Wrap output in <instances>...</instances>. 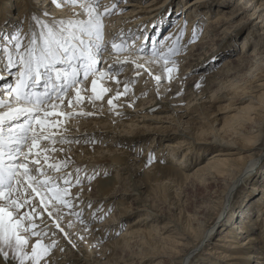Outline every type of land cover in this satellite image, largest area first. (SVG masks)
<instances>
[{
  "label": "rangeland",
  "instance_id": "1",
  "mask_svg": "<svg viewBox=\"0 0 264 264\" xmlns=\"http://www.w3.org/2000/svg\"><path fill=\"white\" fill-rule=\"evenodd\" d=\"M20 1L0 0V4H2L0 9V76H3L1 72H5L2 65L8 59L9 54L7 52L9 50L12 52L14 65L20 66L19 62H17V52L23 51L33 36L31 34L32 27L26 26L28 21L26 17L28 15L24 11L22 12ZM31 1V6H36L39 12L38 18L43 17V24H48L54 30H58L61 26H58L59 24L53 25L54 21L52 19L58 16L75 17V14L71 13L67 7L73 9L77 4L73 6L62 0H56V2H53V0ZM78 1H84L82 3L93 2V0ZM103 1L98 0L96 5V7L100 6V10L101 8L103 9L101 13L104 12V6H106V4H103L104 6L101 4ZM166 1L168 3L165 5ZM189 1L195 0H125L124 5L127 6L119 9L122 15H128L127 12H131L134 8H137L138 12H136L135 16H125L122 22L114 23L116 24L115 26L111 23L110 26L106 24V21L117 10L119 4L114 3V0H109V7L113 4L116 7L112 12L102 16L105 24H103V37L107 46L97 57V65L99 67L96 69L95 74H98L99 70L102 71L106 67L108 56L103 58L105 61H102L101 56L107 50L110 51L109 55H131L132 53L135 55L136 52L130 49H133L134 46V48H137L145 45L146 48L151 46V53L157 52L159 49L161 52L169 50L176 42L177 37H180L178 42L179 50L174 57L171 56L169 58V63L174 61L175 68H180V73H177L179 69L173 71L171 73L172 79L169 80V73L162 66L164 77L161 78L157 86L156 83H153L152 75L146 71L147 67H144L151 61L146 63L143 59L140 61V65H143V67L137 68V65L134 66V68L139 70L136 74L137 79L131 81L121 80L117 87L115 84L117 81H104L102 79L107 93H103L101 99H95L92 91H81V93H86V100L83 99L78 103L76 101L77 104L74 102L75 104L71 105L73 112L89 110L98 112L97 116L94 114V116L85 114L79 118L70 116L69 120L73 123L67 126L54 121L56 122L54 127L60 130H57L60 132L58 135L62 136L63 139L47 141H55L54 143H57V145L64 144L67 147H74L76 150L71 151V156L68 159H64L61 155L60 157L57 156V161L52 155L45 154L48 158L51 157L50 160L52 161L48 163L46 171L49 175H55V177H52L53 183L59 188L69 187L73 188V190L75 188L76 190L78 188V190H82L84 187L89 186L92 187V192L88 193V191H85L86 193L84 194L77 193L74 195L71 189L69 190L72 192L67 190L68 195L61 194L70 205L65 206L53 199L52 192L44 189L45 198L51 200V203L48 204V211L53 213L51 217L47 211H41L43 206L39 201V197L32 193L31 189H27V193L25 191L18 192L20 195L24 194L25 197L29 193L31 195L29 203L24 205L20 213L24 209L23 213L27 212V210L32 212L35 209V213H39V215L34 213L33 222L37 225L36 231L47 233V235L40 237L31 236L30 233H21L29 237L28 243L24 245L23 250L31 255V247L38 239L43 241L44 244H51L54 239L57 242L47 255L40 259L39 264L42 262H44L43 264H243L247 260H234L229 256V254H232L231 251H238L239 249L234 248L232 242L224 241L221 237L225 238L231 233L230 231L235 229V226H232L235 222L234 218L237 219V216H240V219H242L239 221H243L246 214L249 216L247 218L249 221L251 220V223L246 220L242 223L244 224V229L248 228L249 231L240 232L239 234V230L235 229L234 233L239 235L238 241L240 242L247 241L249 239L248 236L256 234L262 238V242L259 241L256 244L258 249L256 251H264V194L256 188L257 184L264 187V122L260 123V130L256 129L253 132L254 135H257L256 140L255 138H247L245 135H235L234 137V135L222 134L226 139L225 143L222 144L214 141L208 135L205 138L198 137L201 134L200 130L203 128L211 131L215 126L222 128L229 125L230 117L237 112V109H243L252 104L247 99L248 97L264 94V60L261 61L260 57L264 53H261V49L256 51L255 58L252 60L255 63L252 62L251 65L249 62L238 64L234 61L239 54L245 58L252 56V42L258 39L260 35L264 38V24L259 21L264 16V12L250 16L257 9V7L254 8L252 5L250 7L252 9L232 18L228 25L229 27L225 30L220 29L218 30L219 32H214L215 36L219 34L212 44L202 49L195 46L197 48L194 47V52H196L194 56L183 63H179L175 60V57L180 55L183 46H185L186 53H188L192 46L199 43L208 25V19H213L211 17H214L216 12L220 10L216 8V3L220 0H209L208 2L211 3L210 8L200 5L199 8L203 9L205 13L199 9L200 15L194 18L195 16L193 15L196 11L191 12L192 20L196 19L193 22L191 33H188L190 23L183 22L180 29L176 33H172L169 42L166 43L167 34H169L168 29L175 24L178 26L182 22L184 12L189 7H185V4ZM237 1L239 2V0H230L227 6L242 10L246 6V2L238 4ZM5 3L6 6L4 5ZM144 8L146 9L144 10ZM181 9L184 10L182 14ZM205 9L208 11L206 12ZM2 10L5 11L4 14ZM120 13L119 15H121ZM187 14L188 12L186 13V21L188 19ZM201 15L202 19L197 21ZM171 16L172 18L169 19ZM135 17L150 19L129 25V22H133ZM85 18V16H82L83 20ZM160 18H165L166 22ZM158 20H162L159 27L155 25ZM36 23L33 21L30 25L35 26L34 35L39 44V33L42 30L46 31V29L41 28L42 23L38 25ZM64 26L68 28L70 25L65 24ZM141 26L144 31L148 27H152V29H157L160 33L157 36H152L151 34L152 37L146 39V41L142 40L140 38L142 35L134 33L140 30ZM74 28L77 29V27ZM77 31L79 30L77 29ZM122 31L125 33H121ZM130 31L133 32L131 33ZM68 33L69 31L66 29L64 35L67 36ZM119 33L121 35L117 36ZM17 34H19V42L21 43L19 50L15 46L17 41L13 39ZM75 35L79 36V33ZM85 36L83 35V38ZM124 36L127 37L125 38ZM114 38L117 44L121 43V41L124 42V51L118 53L113 50L112 42ZM135 39H138L136 43L132 41ZM150 39H155L154 43ZM171 42L173 44L169 46ZM138 43L141 44L138 45ZM242 44L244 52H240ZM162 47L165 48L161 50ZM7 48L8 51H6ZM151 53L142 49L140 54H146V56L151 57ZM228 60H230L229 64L233 65L232 67L230 66V69L232 68L231 70L237 73L231 74L230 78L237 84L243 82V72L249 68L252 69L254 74H258L248 86L246 95L239 96L234 94L228 88L231 81L227 82V78L222 81L220 80L221 78L210 81L209 73L219 70ZM14 65L11 70L17 72L19 67L14 70ZM125 68L111 67L107 73L118 80V77L125 73ZM151 68L153 69V66ZM150 72H152L151 69ZM173 73H175V76ZM95 74L89 76L86 80L80 81V83L87 82ZM6 82H3V86L8 85ZM80 83L71 87L66 93L69 94L76 87L79 88ZM139 84L144 93L136 95V87ZM125 85L128 86L126 94H124L125 91L121 92L122 87ZM116 88L121 93L118 97L115 93ZM131 92L135 94L131 96ZM63 96L60 97L62 98ZM1 97L2 95H0V101H2ZM89 97L93 98L89 99ZM110 99L113 100L111 105L108 103ZM21 104L18 103L17 105L22 107ZM31 119L32 124H34L35 119ZM24 120L19 119V121ZM25 121L27 122V120ZM71 124L73 126H70ZM6 125L7 127L10 126L9 124ZM20 125H23L22 122H20ZM65 127L72 131L76 130V132L69 133V131L65 133ZM9 131L8 135L13 139L12 133H19V129L17 131ZM14 135L18 136V134ZM248 136L252 137V134ZM70 137L82 139L73 141ZM3 139L7 142L6 144L9 143V139ZM47 141L38 140L40 147L36 151L39 152L44 149L46 145L43 146L42 143ZM27 145L25 142L20 145L19 150L21 153L29 152H26ZM239 147L244 150H240L238 153ZM83 149L85 150L84 154ZM219 149H225L227 153H238L226 155L228 158L233 159V162L237 165L252 159L253 164L256 163L258 172L254 176L249 175L239 182L237 180L234 187L232 186L237 176L236 172L229 176H218L211 173H209L210 175H201L203 172L197 169L203 167L207 162L213 161L209 159ZM124 151L129 153L125 154L123 153ZM53 153L60 154V151L55 149ZM61 154H64V152ZM6 155L8 154L6 153ZM14 155L16 158H20L18 162L22 160L21 157L23 155L17 152ZM80 155L83 157L81 158ZM33 156L37 157L36 154H33ZM42 158V156L37 157L39 160ZM141 163L145 164V166L142 167ZM50 164L59 165V169L49 167ZM153 165H164L167 168L151 169L150 167ZM56 170L57 172H55ZM59 173H61V177L56 176ZM30 175L35 176L32 170ZM65 180L69 181V183L65 184ZM81 186H83L82 189ZM103 189H109V192L114 195L102 199L104 195L107 196V194L103 193ZM228 189H232L233 192L230 194ZM105 200L109 201L106 202ZM232 212L233 216L231 215ZM14 217L18 218L17 214ZM138 217L144 218V223L141 222L138 225L155 231L156 236L151 241L147 240L146 244L141 241V236L130 239L132 246L129 249L124 246H111L115 241H120L121 237L128 231L130 225L137 221ZM260 218L262 219L261 221ZM57 219L60 226L64 229L63 232L56 227ZM109 219L113 220L111 221L112 225L99 227V224L110 221ZM24 223L29 222L25 221ZM190 223L191 226L189 227ZM95 225H98V227L92 229ZM167 226L172 228V230L177 228L185 236L180 237L169 235L168 232L165 233L164 228ZM82 228H91L92 230L86 232ZM50 229L51 232H49ZM97 230L101 233L97 232ZM49 237L52 238V241H50ZM64 237L65 239H63ZM2 244L0 243V247L3 250L5 249L4 251L8 253V257L5 259L3 253H0V264H20L14 249ZM251 251L252 248H249L246 252ZM226 253L228 255H225ZM257 260L253 259L251 263L256 264ZM24 264H32V261L25 260Z\"/></svg>",
  "mask_w": 264,
  "mask_h": 264
},
{
  "label": "bare ground",
  "instance_id": "2",
  "mask_svg": "<svg viewBox=\"0 0 264 264\" xmlns=\"http://www.w3.org/2000/svg\"><path fill=\"white\" fill-rule=\"evenodd\" d=\"M30 1L31 0H21L20 1V4H21V7H22V12L24 11V13H26V15H28V17H26L27 18V27H32L31 28V34H34L35 32L34 31H36V29L34 30V28H35V26L34 25H30V23H33V21H35V22H37V19L40 21V23H44V21H43V17L42 18H38L39 17V12L37 11V9H36V6L35 7H32L31 6V3H30ZM61 1V0H60ZM62 1H64V0H62ZM209 0H195V1H189V2H187L186 4H185V7H188L187 8V10L184 12V10L183 9H181V14L184 12V19L182 20V22L177 26V24H175V25H173L171 28H169L168 29V32H169V34H167L168 36H167V39H166V43H168L169 42V38H170V35L172 34V33H176L179 29H180V27H181V24L183 23V22H189L190 24H189V30H188V33H191V31L193 30V28H192V25H193V22L196 20H192V17L190 16V14H191V12L192 11H196V13L193 15V16H195L194 18H196L197 16H199L200 15V13L201 12H199L200 10H203V9H200L199 8V6L200 5H203V6H205L206 8H210V5H211V3H209L208 2ZM228 1H230V0H220L218 3H216V8H219L220 10H218V12H216V14H215V16L214 17H211V18H213V19H208V25H207V27L205 28V31L203 32V35H202V38H201V41L199 42V43H197V44H195L194 46H192L189 50L190 51H188V53H186V50H185V46H183V48H182V51H180L181 53H180V55L179 56H177V57H175V60H177V62H179V63H183V62H185L186 60H189L192 56H194V53H196V52H194V47L195 46H197V47H199V48H204L205 46L207 47L208 45H210V44H212V42H214L215 40H216V37H218V34L215 36L214 35V32H216L217 33V31L218 30H220V29H222V30H225L227 27H229L228 25H229V23L231 22V20H232V18H235V17H237L238 15H240L241 13H244V12H246V11H248V10H250V9H252V8H250L252 5H253V7L254 8H256L257 7V9H255V11H254V13H252V14H250V16L252 15H255L256 13H257V15H259V14H261V13H263L264 12V0H239V2H238V4H241V3H243V2H246V6L242 9V10H238L237 8H232V7H228L227 6V4H228ZM32 2V1H31ZM82 2H84V1H78V3H77V5L75 6V8H73V9H71V7H67V9L71 12V13H73V14H75V17L74 16H69V17H61V16H58L57 18H54V19H52L54 22H53V25H56V24H59L58 26H61V27H63V28H65V29H67V31H69V32H72V33H74V34H77V33H79V36L80 35H82L81 34V31H80V28L79 27H77V29L79 30V31H77V29L76 28H74V27H71V26H69L68 28L66 27V26H64L65 24H69L70 25V23L69 22H72V24H75V22L76 21H86L87 19H88V13H87V11L85 10V9H83V8H81L80 7V4H82ZM108 2H109V0H104L103 1V3H101L102 5L103 4H106V6H104L105 8L107 7V8H110L111 9V12H112V10L114 9V8H111V7H109V4H108ZM111 2V1H110ZM114 3H118L119 5L117 6V10L116 11H114L113 13H112V16L110 17V18H108L107 20L108 21H106V24H108V25H110L111 23L113 24V26H115L116 24H114V23H117V22H122V19H123V17H125V16H129V15H134L135 16V14H136V12H138L136 9L137 8H134V9H132L131 10V12L130 11H128L127 13H128V15L127 14H121L120 12V8H123V7H125V6H127V5H124L125 4V0H121V1H119L118 2V0H114ZM168 2L166 1L165 2V5L167 4ZM5 6H6V3L4 4ZM64 5H67V4H64ZM102 5H101V7H102ZM164 5V6H165ZM183 5V4H182ZM63 6V5H62ZM163 6V7H164ZM1 7H2V4H0V9H1ZM100 7V6H99ZM98 6H97V10L99 11V12H101V10H103L102 8H101V10H100V8H99ZM184 7V8H185ZM66 9V10H67ZM146 8H144V10H145ZM200 9V10H199ZM206 10V9H205ZM226 10V11H225ZM189 11H190V13H189ZM204 11V10H203ZM208 10H206V12H207ZM2 12H3V14L5 13V11L4 10H2ZM188 12V16H187V21H186V13ZM119 13L121 14V15H119ZM204 13H205V11H204ZM44 14V13H43ZM77 14V15H76ZM167 15V14H166ZM82 16H85L86 18L83 20L82 19ZM172 18V16L171 17H169V19H171ZM182 18H183V15H182ZM44 19H45V17H44ZM47 19V18H46ZM69 19H71V20H69ZM135 20L133 21V22H129L130 24L129 25H131L132 23H140V22H142V21H145V20H148V19H150V18H138V17H135L134 18ZM160 19H163V21H165L166 22V20H165V18H160ZM202 19V15H201V17H199L198 18V20L197 21H199V20H201ZM234 20V19H233ZM60 21H63L64 23H63V25H61L60 24ZM103 21V20H102ZM170 21V20H169ZM260 22H261V24H264V16L262 17V18H260V20H259ZM162 23V20L160 21V20H158L157 22H156V26H160V24ZM201 23V22H200ZM37 25L39 24L38 22L36 23ZM35 24V25H36ZM51 24V23H50ZM104 24V23H103ZM128 24V23H127ZM105 25V24H104ZM121 25H123V24H121ZM111 26V25H110ZM126 27H127V25H126ZM223 27V28H222ZM113 28V27H112ZM60 29V28H59ZM135 29V28H134ZM140 30H138L137 32H134L135 34L137 33V35H142V37H140V38H142V40H145L146 41V39H148V38H150V37H152V36H157V35H159V31L157 30V29H152V27H148V29L147 30H142V26L139 28ZM182 30V29H181ZM196 31V30H195ZM1 32H2V30H1ZM4 32V31H3ZM129 32V31H128ZM131 33L133 32V31H130ZM219 32V31H218ZM26 33V32H25ZM121 33H125L124 31H122ZM121 33H119L117 36H119V35H121ZM40 34V33H39ZM151 34H152V36H151ZM2 35V34H1ZM10 35V34H9ZM112 35V34H111ZM188 36H190V34H188ZM188 36H187V38H188ZM215 36V37H214ZM125 38L127 37V36H124ZM212 37H214L213 39H212ZM139 38V37H138ZM40 39V38H39ZM85 41L87 42V40H88V37L87 36H85ZM156 39V38H155ZM155 39H150L151 41H153V43H154V41H155ZM138 39H135V40H132L133 42H135L136 43V41H137ZM186 40V39H185ZM40 41V40H39ZM3 42V41H2ZM139 42V41H138ZM148 42V41H147ZM174 42V41H173ZM6 43V42H5ZM253 43V50H252V56H250L249 58H245V57H242V55L241 54H239L236 58H235V60L234 61H236L238 64H242V63H246V62H249L250 63V65L252 64V60H254V56L256 55V51L257 50H259V49H261V53H264V38L262 37V35H260V36H258V39H256L255 41H253L252 42ZM141 43H138V45H140ZM143 44V43H142ZM173 43L171 42V43H169V46H171ZM136 45V44H135ZM148 45V44H147ZM157 45H159V44H157ZM164 45V44H163ZM174 45V44H173ZM105 46H107V44L105 43ZM168 46V45H167ZM181 46V45H180ZM135 47V46H134ZM133 47V49H130V50H133L134 52H136V54L134 55V53H132L131 55H120V54H111V55H109V52L110 51H108L107 50V52L104 54V55H102L101 57H102V61H105V59L103 60V58H105L106 56H108L107 57V64L105 65L106 67L102 70V71H100L99 70V73L100 72H103V73H105V75L103 76V78H98V77H100V75H99V73L98 74H95L93 77H91L89 80H87V82H85V83H80V89H81V91L83 92V91H92V81H93V79H96L97 80V82H98V87L99 86H103L104 87V85H103V83H104V81L106 80H112V81H117V82H115V84H116V87L118 86V84H119V82L121 81V80H124V81H131V80H135V79H137V72L139 71V70H137L136 68H134V66H136L137 64H140V61H142L143 59L146 61V63H148V62H150L151 61V63H149L148 65H146V66H144V67H147L146 69V71L148 72V73H150L151 75H152V77H153V83H156V85L158 86V82L154 79V77L155 76H160L161 78L162 77H164V70H162V68L163 69H165V67H168V68H172V67H176V65H173L172 63H168L167 64V66H165V64H164V61H163V59H161L160 58V53H167L168 52V49L167 50H163L165 47H162L161 48V50H163V51H161L160 52V49H159V51H157L156 53H157V55H153V52L151 53V46H149V48H146V46L144 45V46H139V47H137V48H134ZM158 47V46H157ZM171 47H173V46H171ZM179 47V46H178ZM197 47H195V48H197ZM105 48V47H104ZM103 48V49H104ZM153 48H154V46H153ZM198 48V49H199ZM102 49V50H103ZM142 49H145V50H148L149 51V53H151V57L149 56H146V54L145 55H142V54H140L141 53V50ZM240 49H241V51L240 52H244L243 50V44L241 45V47H240ZM101 50V51H102ZM129 50V51H130ZM4 51V50H3ZM7 51H8V48H7ZM132 51V52H133ZM199 51V50H198ZM197 51V52H198ZM128 52V51H127ZM239 52V53H240ZM1 53V52H0ZM3 53V52H2ZM11 54V56L13 57V55H12V52L9 50L8 52H7V54ZM119 53V52H118ZM129 53V52H128ZM5 54V53H4ZM100 55V54H99ZM98 55V56H99ZM198 55V54H197ZM196 55V56H197ZM204 55V54H203ZM97 56V57H98ZM172 57H174V55L172 56ZM198 57V56H197ZM196 57V58H197ZM205 57V56H204ZM261 57V61H263L264 60V54L262 55V56H260ZM259 57V58H260ZM194 59V58H193ZM196 60V59H195ZM6 61H8V59L6 60ZM133 61H135V62H133ZM5 62V61H4ZM3 62V63H4ZM153 62V63H152ZM193 62V61H192ZM191 62V63H192ZM231 62H233V61H231ZM230 60H228L227 62H225L224 64H223V67H221L219 70H217V71H215V72H211V73H209V75H208V77H209V79H210V81H215V80H217L218 78H221L220 80L222 81V80H224V79H226L227 78V82H229V81H231L230 83H229V85H228V88L230 89V90H232V92L234 93V94H236V95H246L247 93H248V86L253 82V80L255 79V77L258 75V74H254L253 73V71H252V69L251 68H249V69H247V70H245V72H243V82L241 83V84H237V83H235V81L233 82L232 81V79L230 78V76H231V74H235L236 73V71L234 72L233 70H231L230 69ZM253 63H255V62H253ZM150 66V67H149ZM153 66V69L151 68ZM163 66V67H162ZM233 66V65H232ZM231 66V67H232ZM111 67H113V68H121V67H126L125 69V73L121 76V77H118V80H117V78H112V76H109V74L107 73L108 71H110V68ZM162 67V68H161ZM235 67V66H234ZM248 67V66H247ZM138 68V67H137ZM241 68V67H240ZM150 69L152 70V72H150ZM176 69H179V70H177V73H180V68H176ZM234 69V68H233ZM239 69V68H238ZM44 70V69H43ZM137 70V71H136ZM241 71V70H240ZM156 72H157V74H156ZM238 72V71H237ZM242 73V72H241ZM1 74L3 75V76H0V91L2 92V97H1V100L3 101H5V100H7V102H5V103H3V105H1V110H0V113H5V112H8V110H9V108H16V107H20L19 105H17L18 104V102L17 101H13L12 99H10L9 98V96H8V90H6V92H5V90L4 89H2L1 90V87L3 86V82H6V81H8V79H10V76L9 75H6L5 74V72L4 73H2L1 72ZM237 74V73H236ZM91 75H93V74H91ZM90 75V76H91ZM173 75L175 76V73H173ZM182 76V75H181ZM233 76V75H232ZM239 76H241V75H239ZM235 77V76H234ZM98 78V79H97ZM228 78H230V79H228ZM102 79H104V81H102ZM152 80V79H151ZM80 81H83V80H80ZM151 82V81H150ZM224 82H226V81H224ZM78 87H76L75 88V90L73 91V92H71V93H66V94H64V96L61 98H59V99H56V100H50V101H47V102H45L44 103V105H42V107L44 108V111H41V112H39L38 114L37 113H31V114H21V115H19L17 118H15V119H12V120H6L5 122H4V124H3V127H5V125L6 124H9L10 126L7 128V130H6V132H3V138H6V137H4L5 135H7L10 131L9 130H13V131H17L18 129H19V127L21 126L20 125V122H22V124L26 127L27 126V124L26 123H28V119H31V118H33L34 116H38L40 119H44V120H46V121H48L49 122V124H48V126L46 127V129L44 130V135H46V136H49L50 138L49 139H39L40 141L41 140H44V141H47V140H51V139H54V140H62L63 139V137L62 136H59L58 135V133H60V132H58V131H60V130H58L56 127H54V125L56 124V122H54V121H58V122H60V123H62V125L64 126V125H69L70 123H73L72 121H70L69 120V117L70 116H77L78 118L79 117H81V116H83V115H85V114H89V116H94V115H96L97 116V114H98V112L96 113V112H91V111H89V110H87V111H83V112H76L75 110V112H73L72 111V107H71V105H73V104H75L76 103V89H77ZM105 88V87H104ZM73 90V89H72ZM125 91V86H123L122 87V90H121V92H124ZM107 93V91L106 92H104V94H106ZM116 95H117V93H118V89L116 88ZM144 93V90L141 88V85L139 84L137 87H136V95H138V94H143ZM133 94H135L134 92L132 93L131 92V96L133 95ZM85 95H86V93H81V96L82 97H84L83 99L84 100H86L85 99ZM93 96H94V94H93ZM106 96V95H105ZM82 99V100H83ZM247 99H249L250 100V103L252 102V104L250 105V106H248V107H246V108H243V109H237V112H235L234 114H232L231 115V117H230V124L229 125H226V126H224V127H222V128H217L216 126L213 128V130H209V129H205V128H203V129H201L200 130V132H201V134L198 136L199 138H205L206 137V135H208V136H210V138H212L214 141H217V142H221L222 144H224L225 143V141H226V139L222 136V134H227V135H229V136H233L234 135V137H235V135H241V136H243V135H245V136H247V138H252V139H254L255 138V140L257 139V135H254L253 134V132L257 129H259L260 130V123H263L264 122V94H262V95H253V96H250V97H248ZM72 101V104L71 105H69V101ZM61 101H63V102H61ZM75 102V103H74ZM129 102V101H128ZM140 102V101H139ZM53 104H55L56 105V107H53L52 105ZM77 104V103H76ZM24 104H21V106H23ZM28 107H31V105H28ZM45 112H48V113H55V114H52V115H48V116H45ZM60 113H73L72 115H60ZM91 114V115H90ZM94 114V115H93ZM19 117H21V118H19ZM19 119H25V120H27V122L24 120V121H19ZM77 123H80V122H77ZM22 125V126H23ZM80 125V124H79ZM31 126H32V128L33 129H35V130H37V131H39L40 130V125L39 124H37L36 123V121H35V123L34 124H32L31 123ZM70 126H73L72 124L70 125ZM7 127V126H6ZM53 128V129H52ZM55 128V129H54ZM4 129V128H3ZM58 130V131H57ZM70 131V132H69ZM62 132H64V131H62ZM66 132H69V133H75L76 132V130L75 131H72L71 129H69V128H66L65 127V133ZM250 134H252V137H250V136H248V135H250ZM27 135H29V139H31V136H32V132L31 131H29L28 133H27ZM13 136H15L14 137V139H16L17 137H16V135H13ZM73 141H75V140H78V139H82V138H73V137H70ZM28 139V142H25V143H27L28 145H27V151L26 152H28L29 151V148H30V146L32 145V141L31 140H29ZM69 139V138H68ZM68 141V140H67ZM55 141H53V142H45V143H42L43 144V146H45V148L44 149H41L40 151H39V153H40V155H39V157H43L40 161V165H35V164H33L32 163V161L33 160H35V159H37V157L35 158L34 156H33V154H37V151H36V149H37V147H33L32 148V150L34 151H31V155H29L28 156V167H29V169H31L32 170V172H33V174H35V177L37 176L39 179H40V177H42V179L44 178V176H49V177H55V175L54 174H50L49 175V173L46 171L47 170V168H48V163H50V162H52L50 159H51V157L50 158H48V161H47V163H45V161H44V156H45V154H48V155H52L53 156V158L55 157V160H56V158H57V156H59L60 157V155L61 156H63L64 157V159H68V157H70L71 156V151H75L76 149H74V147H67V146H65L64 144H61V145H57V143H54ZM7 142H5L4 141V139H3V147L4 148H7V149H9L10 147V145L11 146H13L14 148H13V155L16 153V149L18 148V146L19 145H21V144H23L24 143V141H21L19 144H6ZM30 143H31V145H30ZM37 143H38V141H37ZM182 144V143H181ZM69 146V145H68ZM39 147H40V144H39ZM96 148V147H95ZM52 149H57L58 151H60V154H55V153H53V150ZM92 149V148H91ZM46 150V151H45ZM79 150H81V149H79ZM84 150V149H83ZM240 150H244V149H242L241 147H239V150H238V153L240 152ZM51 151V152H50ZM86 151H88V150H86ZM202 151V150H201ZM201 151H199V152H201ZM64 152V154H61V153H63ZM43 153H44V155H43ZM85 153V150H84V152H83V154ZM123 153H125V154H128L129 152L128 151H124ZM238 153H227L226 152V150L225 149H219V150H217L216 152H214L213 153V155L210 157L211 159H209V160H213V161H209V162H207V164H205L203 167H201V168H198L197 170L198 171H200V172H203V174H201V175H204V174H206V175H208L209 173H211V174H215V175H218V176H222V175H224V176H229L230 174H233L234 172H236L237 173V176H236V179H235V182H234V184H233V186L232 187H234L235 186V184H236V181L238 180V182L239 181H241L242 179L244 180L247 176H254L255 175V173L256 172H258V170H257V167H256V163H254L253 164V160L252 159H248V160H246L244 163H242L241 165H237L235 162H233V159H230V158H228L226 155H229V154H238ZM5 155H4V158L6 157L7 159H8V155H6V153H4ZM81 156V158L83 157L82 155H80ZM89 156V155H88ZM85 157H87V156H85ZM93 158H94V156H92ZM5 158V159H6ZM22 158V160H20V162H18L19 161V157H17V159H15L16 160V162L15 161H11V162H15V164H18V163H24V156H22L21 157ZM73 159V158H72ZM99 159V158H98ZM237 159V158H236ZM235 159V160H236ZM9 160V159H8ZM60 161H61V159H59ZM80 160V159H79ZM82 160H84V159H82ZM81 160V161H82ZM57 161V160H56ZM63 161V160H62ZM42 163V164H41ZM43 163H45V164H43ZM235 164V165H234ZM62 165V164H61ZM142 167H144L145 166V164H143V163H141L140 164ZM42 166V167H41ZM237 166V167H236ZM37 168H39L40 169V172H42L43 174H44V176H41L40 175V173H38L37 171H36V169ZM151 169H157V168H167L166 166H164V165H162V166H160V165H153V166H151L150 167ZM20 171H22V170H20ZM55 172H57V170L55 171ZM61 172V171H60ZM64 172V171H63ZM52 173V172H51ZM48 174V175H47ZM60 174L61 173H59V175L58 174H56V176L58 177V176H60ZM210 175V174H209ZM56 177V178H57ZM61 177V176H60ZM77 177V176H76ZM73 178V177H72ZM59 179V178H58ZM55 181V180H54ZM263 185H259V184H257V186H256V188H257V190H261L262 192H263V194H264V187H262ZM82 187L83 186H81V189H82ZM88 187V189H86ZM86 188L84 187L82 190H76V188L73 190V188L71 189V188H67V187H60L61 189H67V190H69V189H71L72 191H73V194L75 195V194H84V193H86L87 191H88V193H90V191H91V188L92 187H89V186H87ZM71 190H69V192L71 191ZM102 190V189H101ZM230 190V194L233 192V190L232 189H228V191ZM30 191V190H29ZM71 191V192H72ZM86 191V192H85ZM20 193L21 192H24V188H21V190L19 191ZM50 192V191H49ZM92 192V191H91ZM103 193H105V194H107V196L106 195H104V197H102V199H105V198H107L108 196H113L114 194H112L111 192H109V189H103ZM30 194V193H29ZM62 194V193H61ZM69 194H71V193H69ZM18 195V196H17ZM36 195V194H35ZM68 195V194H67ZM73 195V196H74ZM24 196V197H23ZM70 196H72V195H70ZM37 197H39V201H40V196H37ZM96 197V196H95ZM13 198H27V197H25V195L24 194H22V195H20L19 193H13ZM33 199V198H32ZM77 199V198H76ZM78 199H80L79 197H78ZM71 201V200H70ZM87 201H89V200H87ZM106 202H108L109 200H105ZM35 202V201H34ZM95 202V201H94ZM6 203V201H4V200H0V205H2V204H5ZM101 203V202H100ZM110 203V202H109ZM108 203V204H109ZM54 204V203H53ZM94 204V203H93ZM36 206V205H35ZM43 206V205H42ZM50 206V205H49ZM23 208V207H22ZM22 208H20V209H18V210H13L14 211V215L15 214H17V216H18V218H19V216H21V215H23L24 213V210H22L23 212L22 213H20V210L22 209ZM38 208V207H37ZM43 208V207H42ZM97 208V207H96ZM249 208V207H248ZM98 209H99V207H98ZM62 210V209H61ZM78 210V209H77ZM76 210V211H77ZM41 211H43V210H41ZM96 211H98V210H96ZM17 212V213H16ZM27 212H28V210H27ZM43 213V212H42ZM69 213V212H68ZM243 213V212H242ZM245 213V212H244ZM80 215V214H79ZM231 215L233 216V212L231 213ZM240 215H242V214H240ZM42 217H44L43 215H41ZM119 216V215H118ZM262 216V215H261ZM120 217V216H119ZM247 217H249L247 214H246V216H244V219H243V221L244 220H246V221H248L249 223H251V220L249 221V219L247 218ZM44 218H46V217H44ZM115 218V217H114ZM85 219V218H84ZM113 219V218H112ZM118 219V218H117ZM235 219V222L233 223L234 225H232V226H235V229H238L239 230V234H240V232H247V231H249V229L248 228H245L244 229V224L242 223L243 221H239V220H241L240 219V216H237V219L236 218H234ZM54 220V219H53ZM110 220V219H109ZM258 220H259V218H258ZM262 219L260 218V221H261ZM76 221V220H75ZM107 221V220H106ZM111 221H113V220H110V221H107V222H105V223H103V224H99V227H109L110 225H112L111 223ZM233 221V220H232ZM141 222L142 223H144V218H142V217H138V219H137V221H135V223L134 224H131L130 225V228L128 229V231L123 235V237H121V239H120V241H115L111 246H115V247H120V246H124V247H126V248H130L132 245V243H131V240L130 239H133V238H135V237H140L141 236V241L142 242H144L145 244L147 243V240H149V241H151L153 238H154V236H156L155 235V231H152V230H150L149 228H145L144 226H142V225H138V224H141ZM253 222V221H252ZM45 223H46V221H45ZM83 223V222H82ZM116 223V222H115ZM114 223V224H115ZM28 223H26V225H27ZM110 224V225H109ZM228 225V224H227ZM191 226V223H190V225H189V227ZM98 227V225H95L92 229H94V228H97ZM112 227V226H111ZM222 227V226H221ZM45 228V227H44ZM48 228V227H47ZM50 228V227H49ZM91 228H87V229H84V228H82V230L83 231H89V230H92ZM134 228H137V229H134ZM166 228H168V229H166ZM166 228H164V230H165V233H169V235H177V236H180V237H184L185 235L184 234H182V233H180L178 230H177V228H175V229H173L172 230V228H170L169 226H167ZM220 228V227H219ZM134 229V230H133ZM223 229V228H222ZM234 229V230H235ZM47 230V229H46ZM96 230V229H95ZM100 230V229H99ZM99 230H97V232L99 231ZM111 230V229H110ZM234 230H232V231H230L231 233H229V235L228 236H225V238H223V237H221L222 238V240H224V241H227V242H232V246L234 247V248H237V249H239L238 251H231V253L232 254H229V256L231 257V258H233L234 260H247V262L246 263H243V264H253V263H251V260H253V259H258L257 260V263L256 264H264V255H263V253H264V251L262 252V251H256V250H258L257 249V243H259V241H261L262 242V238L261 237H259V236H257L256 234H252V235H250V236H248L249 237V239L247 240V241H243V242H240V241H238V238H240L239 237V235H236V233H234ZM241 230V231H240ZM44 231H45V229H44ZM48 231V230H47ZM101 231H102V229H101ZM236 231V230H235ZM49 232H51V229L49 230ZM96 232V233H97ZM164 232V231H163ZM163 232H162V234H163ZM99 233H101L100 231H99ZM105 233V232H104ZM124 233V232H123ZM28 234V233H27ZM53 234V233H52ZM30 235V234H29ZM101 235V234H100ZM109 235V234H108ZM94 237H95V235H94ZM204 237V236H203ZM50 238V237H49ZM68 238V237H67ZM67 238H66V240H67ZM52 238H50V241H52L51 240ZM54 239V238H53ZM63 239H65V237L63 238ZM201 239H203V238H201ZM55 240V239H54ZM57 240H58V238H57ZM205 240V239H204ZM203 240V241H204ZM61 241V240H60ZM64 241V240H63ZM34 242V241H33ZM90 242H91V239H90ZM42 243H43V241H42ZM35 244V243H34ZM33 244V245H34ZM47 244V243H46ZM67 244V243H66ZM3 245V244H2ZM32 245V246H33ZM110 246V247H111ZM5 248H6V246H4ZM109 247V246H108ZM256 247V248H255ZM260 247V246H259ZM258 247V248H259ZM12 248V247H11ZM10 248V249H11ZM249 248H252V251L251 252H246L247 250H249ZM9 249V248H8ZM14 249V248H13ZM263 249H264V247H263ZM5 250V249H4ZM15 252V251H14ZM31 252H32V247H31ZM16 254V253H15ZM53 254V253H52ZM225 255H228L227 253L225 254ZM75 256V255H74ZM74 260V259H73ZM138 262V261H137ZM44 262H42V263H40V264H43ZM79 263V262H78ZM142 263V262H141ZM135 264V263H134ZM137 264H139V263H137ZM147 264V263H146ZM234 264H239V263H234Z\"/></svg>",
  "mask_w": 264,
  "mask_h": 264
},
{
  "label": "snow or ice",
  "instance_id": "3",
  "mask_svg": "<svg viewBox=\"0 0 264 264\" xmlns=\"http://www.w3.org/2000/svg\"><path fill=\"white\" fill-rule=\"evenodd\" d=\"M56 2V0H53ZM64 2L75 6L78 3V0H64ZM98 0H93L92 3H82L80 7L85 9L88 13V19L86 21H76L75 24L70 23L71 27H79L82 35L77 36L72 32H69L67 36L64 35L66 29L61 27L58 30H54L48 24H41L42 30L39 34L40 43H37V38L33 34L32 38L29 41L27 47L23 51H18L17 56L19 63L22 64V69L19 73V79L16 89L17 102H24V106L9 108L8 112L0 113V165H3V124L6 120H12L17 118L21 114H31L39 113L44 111L42 105H44L45 100L50 99L48 84L45 85V92L43 95H35L28 92H25L24 89L28 87V81L32 80L33 83L38 82L41 78V69H44L48 73V80L52 82L53 73L55 74L56 81H63L59 85L52 83V91L57 93V98L59 99V94L66 92L68 88L75 86L80 81L77 79L80 70L83 69L84 78L87 79L89 74H95L96 68L95 65L98 63L97 56L101 50L105 47L104 37H103V21L102 16L104 14L110 13V8H105L104 12L101 13L97 10L96 5ZM116 5L113 4L111 8H115ZM37 22L40 21L37 19ZM63 21H60V24L63 25ZM83 35L88 37L87 42L83 38ZM17 41L16 49L21 48V43L19 42V34L13 37ZM180 37L176 38L173 47L169 48L167 53H160V58L164 60L165 66L169 63V58L175 55L178 50V42ZM112 48L116 52H122L125 50L124 42L117 44L115 38L112 42ZM7 51V49H6ZM153 55H157L156 52ZM75 62V63H74ZM135 62V61H133ZM173 65L175 62L172 61ZM57 64H64L71 71L67 69L57 68ZM13 65V59L11 54L8 56V66ZM137 67H143V65L137 64ZM175 67L168 68L165 67V71L169 73L168 79L171 80V73L176 71ZM100 77L103 78L105 73L100 72ZM154 79L159 83L161 80L160 76H155ZM199 87V85H197ZM128 86L125 85V93H127ZM107 89L102 85L98 87V82L96 79L92 81V92L94 93L95 99H101L103 93ZM121 93H117V97ZM84 97L81 96V89H76V101L80 102ZM93 97H89L92 99ZM63 102V101H61ZM69 105L72 104L70 100ZM108 103L111 105L113 100H109ZM31 105V107H28ZM56 107L55 104L52 105ZM45 116L52 115L55 113H44ZM73 113H60V115H72ZM36 123L40 125V130L37 131L32 128L31 120L28 121L27 126H20L18 138L13 139L9 137V144H19L21 141L26 142L29 137L27 133L32 132L31 141L32 145L29 148L28 153H21L19 148L15 151L20 155L24 156V163L20 164H9L6 168L0 169V200L6 201L5 204L0 205V243L6 244L8 247L14 248L17 257L20 260V264H24L25 260H31L32 264H39L40 259L47 255L49 250L55 246L57 243L55 240L51 244H44L40 239L32 246L31 255L23 250L24 245L28 243L29 237L22 235L21 233H30L31 236L40 237L42 235H47L46 232L36 231L37 225L34 221L35 209L32 212H25L19 218L14 217V211L24 207L25 204L29 203L31 195L29 194L27 198H13V193H18L21 188H24L25 193L27 189H31L32 193H35L37 196H40V202L43 205V211H47L48 215L51 217L53 213L48 211V204L51 203V200L45 198L43 190L47 189L53 193V199H55L60 204L65 206H70L69 202L63 198V195H67V189H61L53 183V178L49 176H44L40 169L37 168L36 171L40 173L41 176H44L43 179H38L35 176L30 175L31 169L28 167V156L31 154L33 147H39L37 141L39 139H49V136L44 135V130L48 126L49 122L40 119L38 116H34ZM55 151V149H52ZM46 151V150H45ZM40 155L39 152L36 154ZM8 159L14 161L16 156L12 154L10 149L8 153ZM44 161L47 163L48 156H44ZM35 165H40V160L35 159L32 161ZM42 167V166H41ZM49 167L59 169V165L50 164ZM23 171H20V170ZM12 181H15V186ZM65 184L69 181L65 180ZM26 185V187H25ZM51 185V187H49ZM39 215V213H35ZM28 221L26 225L24 222ZM56 227L63 232L64 229L60 226L58 219L56 221ZM67 235V233H65ZM14 241V244H13ZM0 253H3L5 259L8 257V253L0 247Z\"/></svg>",
  "mask_w": 264,
  "mask_h": 264
}]
</instances>
